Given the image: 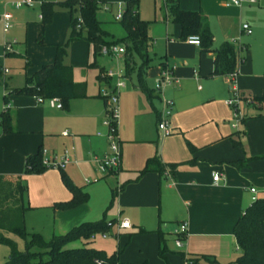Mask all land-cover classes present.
<instances>
[{"label":"crops","instance_id":"obj_1","mask_svg":"<svg viewBox=\"0 0 264 264\" xmlns=\"http://www.w3.org/2000/svg\"><path fill=\"white\" fill-rule=\"evenodd\" d=\"M120 1L124 3L125 0H104L109 5ZM260 1L241 0L238 5H226L229 0H177L179 9L199 10L205 16L212 34V48L221 42H229L234 47L235 57L242 59L237 65L233 83L237 82L240 92H251L250 96L244 98L258 100L259 103L240 102L241 116L244 115V118H241L237 128L230 125L231 110L225 104L226 97L230 95L227 76L211 75L214 54L201 50L199 45L188 44L185 39L192 35L181 39L180 27L170 21L166 6L163 9V26L157 35L158 50L153 52L156 61L148 63L144 74L149 95L137 86L135 71L127 76L123 74V56L117 55L116 72H119L123 82L118 91L120 162L116 173L101 177L86 160L89 155L100 154L106 149L104 137L95 133L105 131L100 124L104 110L103 96L113 90L117 78L105 75L111 69L101 62V54L94 55L89 43L76 40L67 45L62 62L71 67L73 82L84 83V97L69 99L64 106L57 108L48 106L46 102L37 103L33 96L26 93L13 92L24 85L26 77L43 64L52 62L55 45L63 44L69 31L67 11L54 12L53 7L48 21L43 22L38 17L39 14L41 16L40 5L27 7L39 8L34 20L25 22L27 31L38 30L42 35L44 31L48 33L55 25L56 15L62 16V22L58 38L47 39L52 50H40L37 57L28 58L25 41H20L8 42L11 43V51H4L10 57H22L26 68H23L24 82L21 85L12 86L9 82L7 86L4 82V88L11 94L9 101L4 99L10 105L6 109L10 129L3 132L0 126V151L5 155L0 166V179L27 182L25 201L30 208L24 212L26 231L38 232L44 239L52 234H62L82 221L97 220L88 216L85 204L93 196L96 197L94 188L88 186L89 182H84V179L93 177L95 181L110 182L109 197L111 189L120 187L111 203L117 216L105 217H125L130 228L120 231L113 226L109 235L115 239L119 237V242L111 238L92 247L106 254L118 251L121 262L146 264V256L157 252L158 237L154 231L158 230L164 240L161 264H187L185 259L192 264L232 262L240 253L232 230L243 209L250 204L247 187L264 186V158H255L264 153V119L260 115L246 113L248 107H264V97L260 96L261 91L256 85L261 74L254 72L250 57L246 59L242 56L246 45L240 38L252 34V29L249 26L251 32L245 34L239 28L242 5L247 3V9L257 11L262 8ZM137 15L148 22L147 33L152 47L153 21L141 17L138 10ZM12 19L11 15L10 22L16 23ZM40 45H44L43 38ZM164 67L169 69L173 81L158 92L153 85ZM1 75L3 79H11L8 69L7 73ZM162 97L172 101L170 134L158 140L156 122ZM10 102L14 108H11ZM63 130L68 134L62 135ZM231 139L238 144L233 145ZM68 147L71 158L77 163L66 165L69 167L65 166L62 172L73 185L82 188L87 194V201L70 209H59L53 204L71 197L61 180L60 170L48 169L39 174H23L21 170L23 160L38 149L46 148L48 153L57 154ZM156 154L163 165L175 164L171 180L164 172L159 174L156 171L155 162L148 164V171L139 173ZM74 171L79 174L78 182L75 181ZM215 171L220 177L214 182L211 174ZM80 178L83 180L80 181ZM100 196L104 202L105 192L97 199ZM182 221L187 224V235L177 249L173 244L174 230L177 223ZM139 228L146 232L134 233ZM126 230L132 231L123 233ZM132 235L148 239L149 245L135 247L122 257L121 253ZM96 236L98 234L92 239H96ZM167 236L172 241L170 245ZM75 242L81 243L82 240L71 243Z\"/></svg>","mask_w":264,"mask_h":264},{"label":"trees","instance_id":"obj_2","mask_svg":"<svg viewBox=\"0 0 264 264\" xmlns=\"http://www.w3.org/2000/svg\"><path fill=\"white\" fill-rule=\"evenodd\" d=\"M102 1L104 0H63L54 4L46 1L41 2L40 12L43 22L48 21L54 5L66 9L69 16L68 35L63 44L55 45L52 62L43 64L26 77L24 85L14 89L13 92H22L41 98L58 97L62 106L69 99L84 97V83L73 82L71 67L62 62L67 45L72 41L84 40L91 45L94 55L100 54L99 49L102 45L121 44L124 48L122 54L123 74L127 76L135 71L137 86L149 95L144 74L149 63L148 50L152 40L147 33L148 22L140 19L137 15L138 0L124 1L121 19L116 21L122 28L123 35L115 40L106 39L109 33L102 29L101 21L97 18L96 12ZM165 6L172 21L180 27L181 39L194 35L198 39L201 50L211 51L214 54L211 75L236 73L237 65L242 59L235 57L234 47L229 42L224 41L216 48L211 47L212 34L205 16L199 10H181L177 6V0H165ZM78 17L81 22L77 21ZM133 54L139 59L136 66ZM252 101L253 99L250 100L251 103ZM0 126L3 132L10 129L6 109L2 110L0 114ZM231 142L233 145L238 144L233 139ZM255 158H264V153ZM40 160V149L28 155L24 161V172L33 174L43 172L45 168L41 165ZM150 162L156 163V171L159 174L166 170L170 175H173L175 164L163 165L157 154L146 162V165L139 171L140 174L148 171ZM60 172L61 180L71 193V197L67 201L54 203L53 207L70 209L86 202L87 194L82 188L73 185L62 170ZM26 189V185L20 180L11 182L0 179V245L6 246L9 250L2 264H131L119 261L118 251L106 254L101 249L87 245L91 242V236L110 234L115 218L107 219L105 211L102 212L99 219L82 221L62 234H52L47 240H44L38 232H27L24 226V212L30 207L25 201ZM119 189L120 187L111 189L107 208L111 205ZM232 231L240 253L228 264H264V200H255L246 206L237 218ZM145 232L144 229L139 228L134 233ZM154 232L158 237L157 255L164 259V240L158 230ZM8 234L23 241L22 250L17 248L16 242ZM131 234H127V236ZM76 240H82L83 245L67 247L69 243Z\"/></svg>","mask_w":264,"mask_h":264},{"label":"rangeland","instance_id":"obj_3","mask_svg":"<svg viewBox=\"0 0 264 264\" xmlns=\"http://www.w3.org/2000/svg\"><path fill=\"white\" fill-rule=\"evenodd\" d=\"M50 1L58 3V2H61L63 0H50ZM225 1L226 0H224V2ZM244 1H247V0H244ZM13 2H14V0H0V15L4 12H10L13 19L16 20V23H14V21H11L10 27L6 32H4L2 30V21L0 20V72H1L2 68H6L9 71V76H11V79L8 81L7 79H3V77L0 73V114L2 112V108L7 103V102H4V99H8V101H9L11 98L10 97L11 94H9V90H7V88L6 89L4 88V82H6L7 86L9 84V82L11 83L12 86L21 85L24 82V74H23V70H24L23 68H25L24 59L22 57H19V56L10 57V55H6L4 53V47H5L6 42H20V41L22 42V41H25V45H26V49H27V53H26L27 57L28 58L29 57H37L41 53L42 50H52L50 45H48V43H47V39L53 40V39L58 38V36L60 34L59 29L61 28L60 25L62 22V16L58 17V15H56L57 17H56L55 25H54V27H52L51 29L48 30V33L45 34V31H44L43 35H42L40 31L38 32V30L33 32V31H31L32 29H28L29 31H27L25 22L30 21V20H34L37 13H39V8L34 7L33 9H27V7L25 8V6L20 7V8H16L13 6ZM121 3H123V2H121ZM259 5L262 8H258L257 11H254V10L252 11L250 9H247L246 7L249 6L247 3L242 5V14H241L242 23L241 24L245 23L248 26H250L252 29V34L243 35L240 38V41L246 45V50H242L243 58L245 57L246 59H249V57H250L251 61L253 63L254 72L261 74V76H259L260 78H258L256 80V85L258 87L259 92L261 91L260 96L264 97V6H261V5H264V0H261ZM53 7H54V9H53L54 12H58V13L66 12L65 8H63L59 5H55ZM109 7H110L109 12H104L99 7V9L96 12V15H97V18L101 21L102 29L109 33V35L106 36V39L107 40H112V39L115 40V39L120 38L123 35V30L120 27V25L112 19V15H114L115 10H116V5L110 4ZM164 7H165V0H138V3H137V8H138L137 10L139 12V15L141 17H143L144 19H148V20L153 21L152 22L153 33L151 36L153 38L154 44H152V47H149V50H148L149 62H151V63H154L156 61V57L153 55V52H157V50H158L156 42L158 41L157 35L161 32V29H162L161 27L163 26L162 22L165 19V18H163ZM160 9H161V11H160ZM153 19H155V20H153ZM170 21H172V17L170 18ZM41 38H43V42H44L43 46L40 45V39ZM66 38H67V36H66ZM66 38H65V40H66ZM161 43L163 45L162 38H161ZM118 46H122V45L118 44ZM161 51H162V49H161ZM245 51H246L247 55L245 54ZM133 59H134V62L136 64L139 63V59L134 54H133ZM100 60L105 66H110L109 69H111L112 71H117V68H118L117 56H111L110 57V56H106V55L101 54ZM165 69H166V67L163 68V70H165ZM236 85H237V82H236V84L229 83L228 91L230 92V95L227 96L226 98L231 96V89H232V91H237L238 94L241 96V98H242V96H244V97L250 96L249 93H251V92H248V91L240 92L237 89ZM253 101L256 104L259 103L258 100L257 101L253 100ZM253 101H252V103H253ZM240 102H242V100H240L238 102L237 107H238L239 112L241 114L242 112H241ZM10 104H11V102H10ZM256 107L257 108H255L254 106L248 107L249 109L246 111V113L248 112L249 114L251 113L254 115H260L264 119V107H262V106L258 107V105H256ZM11 108H14L13 104H11ZM229 109L231 110V107H229ZM242 117L244 118V115ZM230 120H231L230 125L232 126V123H231L232 122V111H231V119ZM240 124H241V120H239V122H238V125H240ZM66 149L70 150V147H68ZM61 150H60V152L59 151L57 152V155L61 153ZM4 157H5V155L3 154V152L0 151V166L2 165V160L4 159ZM45 170H48V169H45ZM21 171L23 172V174H33V173H25L24 172V160H23ZM116 172H117V170L114 173H116ZM74 174H75V181L78 182L79 181V174L76 171H74ZM87 179L90 180V182H89L90 184L88 183L89 184L88 186L94 188V190L96 192L95 193L96 197L93 196L92 199H90V200L88 199L89 201L87 203H85L87 206L88 216L90 215L89 217H93L92 219H98L100 217L102 210H103V211H105V215L107 218L113 217V216L116 217L117 215L115 214V211H114V204L110 205L107 208V206L109 204V198H110L109 197V188L111 187L110 182L109 181H107V182L95 181V178H93V177L87 178ZM81 180H83V179L80 178V181ZM25 184H27L26 181H25ZM103 191L106 194V196L104 197V202L101 201V196H100V199H97V197ZM99 207H102V208L99 209ZM27 229H28V231H31L29 228H27ZM110 231H111V229H110ZM131 231L132 230H126L123 233L131 232ZM110 235L108 234V236H106L104 238H102L100 235H98V236H96V239H94V240L92 239L91 242L88 243L87 245H90V246H92L94 244L99 245V244L104 243L105 241H107L111 238L113 240H116V241L118 239V242H119V240H120L119 237L117 239H115L114 237H111ZM8 236L16 242L17 248L19 250L23 249V241L20 238L14 236L12 234H8ZM47 239H48L47 237L44 238V240H47ZM146 240H148V239H146L142 236L132 235L129 239L128 244L125 247V250L121 253V256L122 257L126 256L125 254L129 253L130 250H132V251L135 250V247L140 248L141 245L148 247L149 242ZM167 240H168V244L170 245V242H172V241H171V239L168 238V236H167ZM82 243H83V241L81 243L80 242L79 243H77V242L70 243L67 245V247H69V248L70 247H81L83 245ZM147 250H149V249H147ZM8 251L9 250L6 246L0 245V264H2L3 261H5L7 255H8ZM132 256L135 258L134 255H132ZM145 260H147L146 264H161V258L157 255L156 251H154L151 255H147Z\"/></svg>","mask_w":264,"mask_h":264},{"label":"built area","instance_id":"obj_4","mask_svg":"<svg viewBox=\"0 0 264 264\" xmlns=\"http://www.w3.org/2000/svg\"><path fill=\"white\" fill-rule=\"evenodd\" d=\"M241 0H229L228 4L238 5ZM248 2H254V0H247ZM42 0H16L13 2V6L16 8L20 7H32L34 5H40ZM99 4V3H98ZM116 10L114 15H112V19L114 21H118L121 19L122 11H123V3H116ZM100 9L104 12H109L110 7L109 4L102 1L99 4ZM41 18L40 14L38 15ZM11 14L9 12H4L1 14V21H2V30L6 32L10 27ZM78 22H81L80 17L77 18ZM241 30L245 34H249L251 29L245 23L241 24ZM188 44L198 45V39L196 36H189L185 39ZM5 52L11 51V43L6 42L4 47ZM124 48L123 46H118L117 44H109V45H102L99 49V53L106 56H117L123 54ZM237 72V71H236ZM1 73H7L6 68L1 69ZM106 76L112 77L116 76V81L113 85V90L110 93L105 94L104 97V110H103V117L100 121V124L104 127L105 131L102 133L97 131L95 133L96 136H103L106 142V149L100 154H91L87 158V162L92 164L94 170L98 174V177L105 176L107 174L114 173L119 168L120 162V145L119 139L117 136V123H118V91L119 88L123 86V82L120 80L119 72L109 70L105 73ZM236 73H229L227 76L229 83L234 84V77ZM173 81V77L170 74L169 69L162 70L160 73L158 80L155 81L153 88L156 91H161L162 87L165 85L171 84ZM232 88V87H231ZM34 100L37 103L46 102L50 107H57L61 106L60 100L58 97H51V98H41L39 96H33ZM240 100H244L246 103H249L250 100L248 98H244L238 94L237 91H232L231 89V96L225 99V104L231 107L232 111V127L237 128L239 120H241L242 116L239 112L237 104ZM161 110L159 112L157 122H156V131H157V139L160 140L170 134V126H169V116L171 114V107L172 101L168 98L162 97L161 98ZM8 108V104H5L2 110ZM62 135H67L68 132L63 130L61 132ZM40 156H41V165L45 169H56V170H63L64 167L68 164H75L77 163L76 160L72 159L70 156V150L64 149L60 154H50L45 149H40ZM164 174L171 180V175L165 170ZM220 175L215 171L211 174L212 181H217ZM86 183L90 182L89 179H84ZM247 192L250 195V203L254 202L255 200L262 199L264 200V186H255L251 185L247 187ZM115 227L118 230L120 229H128L130 228V223L127 218L125 217H118L115 219V222L111 225V227ZM97 235V234H96ZM101 237H105L106 234H98ZM187 235V224L186 222H178L176 228L174 230V239L173 244L175 248H180L182 243ZM91 236L90 239L94 238ZM187 264H192V262L188 259H185Z\"/></svg>","mask_w":264,"mask_h":264}]
</instances>
